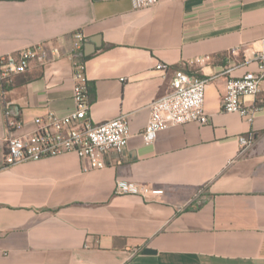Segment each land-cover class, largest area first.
I'll return each mask as SVG.
<instances>
[{"label":"crops","instance_id":"crops-1","mask_svg":"<svg viewBox=\"0 0 264 264\" xmlns=\"http://www.w3.org/2000/svg\"><path fill=\"white\" fill-rule=\"evenodd\" d=\"M101 36L81 57L92 125L125 115L130 138L103 169L76 154L6 167L5 103L31 130L75 110V36ZM264 0H0V54L37 45L60 57L32 62L0 92V264H264V82L225 113L227 81L258 71ZM50 51V50H48ZM199 61V62H198ZM169 66L158 71L157 65ZM176 70L207 80V125L142 134ZM240 137H253L241 150ZM119 179L164 190L153 201L117 195ZM150 250L152 252H146Z\"/></svg>","mask_w":264,"mask_h":264},{"label":"built area","instance_id":"built-area-1","mask_svg":"<svg viewBox=\"0 0 264 264\" xmlns=\"http://www.w3.org/2000/svg\"><path fill=\"white\" fill-rule=\"evenodd\" d=\"M134 6L152 8L159 0H133ZM85 36H75L73 49V79L75 81L73 100L75 110L59 117L48 114L38 117L32 122V129L26 130V123L15 115L13 108L5 103V119L7 126L4 163L6 167L29 161H40L56 158L65 154H76L86 160L85 170L103 169L106 167V156L110 151L123 154L130 138L129 121L125 115L104 123L92 125L87 122L91 108L88 94L89 80L86 76L84 62L78 61L84 50ZM50 50V51H48ZM58 48L47 49L45 45H37L18 51L17 53L0 54V92L4 96L12 83V79L27 72L32 62H48L49 57L59 58ZM199 62V61H198ZM258 71L247 73L240 78H231L226 84V93L222 101L225 113H238L248 121H252L259 109H250L244 104L246 97H255L261 92L264 82V38L260 41V49L256 55ZM158 71H167L168 65L159 64ZM207 80L190 75L183 70H176L171 81V91L157 98L150 106L151 116L142 134L145 144H153L158 134L168 126L197 123L207 125L209 116L205 111ZM253 137H240L241 150L248 148ZM117 195H131L153 201L164 195V190L155 189L137 183L119 179L116 182Z\"/></svg>","mask_w":264,"mask_h":264},{"label":"water","instance_id":"water-1","mask_svg":"<svg viewBox=\"0 0 264 264\" xmlns=\"http://www.w3.org/2000/svg\"><path fill=\"white\" fill-rule=\"evenodd\" d=\"M86 45H85V52L86 55H91L93 54L97 48L101 47L102 45V39L101 36H96L92 37L86 40ZM146 252H152L150 250H147Z\"/></svg>","mask_w":264,"mask_h":264}]
</instances>
